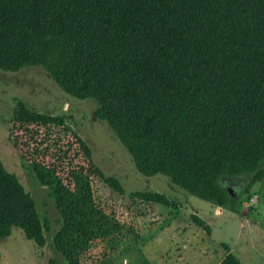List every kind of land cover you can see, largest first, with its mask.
Wrapping results in <instances>:
<instances>
[{"label":"trees","instance_id":"trees-1","mask_svg":"<svg viewBox=\"0 0 264 264\" xmlns=\"http://www.w3.org/2000/svg\"><path fill=\"white\" fill-rule=\"evenodd\" d=\"M23 64L92 98L142 174L226 206L238 196L219 183L240 193L264 174V0H0V68ZM8 121L61 217L52 246L64 264H79L69 240L81 226L114 220L131 232L147 206L172 204L159 192H125L60 114L15 99ZM12 226L43 242L33 200L0 161V237ZM216 264L241 263L226 250Z\"/></svg>","mask_w":264,"mask_h":264},{"label":"rangeland","instance_id":"rangeland-1","mask_svg":"<svg viewBox=\"0 0 264 264\" xmlns=\"http://www.w3.org/2000/svg\"><path fill=\"white\" fill-rule=\"evenodd\" d=\"M15 99L36 110L60 114L88 144L94 163L105 174L116 176L125 192H159L172 201L170 206L157 202L147 206L142 223L132 220L131 232L137 237L125 225L115 227L114 220L93 228L81 226L69 240L79 264H216L226 250L241 264H264V174L238 193L233 206L192 195L165 174H142L105 120L93 114L94 100L65 92L39 64L0 68V161L33 200L45 225L43 242L36 244L12 226L0 237V264H64L52 246L61 224L53 198L8 136ZM202 186L207 189V184ZM191 212L207 223L208 233L194 222ZM159 220L144 233L145 224Z\"/></svg>","mask_w":264,"mask_h":264},{"label":"water","instance_id":"water-1","mask_svg":"<svg viewBox=\"0 0 264 264\" xmlns=\"http://www.w3.org/2000/svg\"><path fill=\"white\" fill-rule=\"evenodd\" d=\"M219 185L225 190V192L232 196V197H237L239 193V189L235 184H232L229 181H223L219 183Z\"/></svg>","mask_w":264,"mask_h":264}]
</instances>
